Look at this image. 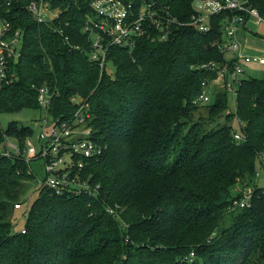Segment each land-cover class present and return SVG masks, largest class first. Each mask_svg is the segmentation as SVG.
<instances>
[{
  "label": "trees",
  "instance_id": "16d2710c",
  "mask_svg": "<svg viewBox=\"0 0 264 264\" xmlns=\"http://www.w3.org/2000/svg\"><path fill=\"white\" fill-rule=\"evenodd\" d=\"M161 1L180 24L163 41L149 28L132 50L101 36L102 70L91 59L100 54L95 36L82 32L88 0L54 1L64 8L66 42L26 12L13 21L24 35L9 64L12 81L0 89V112L38 108L45 85L48 115L71 123L82 106L102 153L72 173L89 192L40 185L25 209L21 197L35 175L21 160L0 162V264H264V192L258 187L247 208L233 205L231 194L264 168V78L241 81L235 111L221 90L211 104L195 103L214 77L196 66L223 60L213 45L219 20L201 33L189 23L192 0ZM249 2L264 16V0ZM200 107L206 116L195 118ZM5 132L25 138L32 129L11 123Z\"/></svg>",
  "mask_w": 264,
  "mask_h": 264
},
{
  "label": "built area",
  "instance_id": "2783aa9c",
  "mask_svg": "<svg viewBox=\"0 0 264 264\" xmlns=\"http://www.w3.org/2000/svg\"><path fill=\"white\" fill-rule=\"evenodd\" d=\"M54 1L0 0V89L12 81L8 73L9 64L18 58L21 51V47L17 48V45L21 43L24 30L21 26L16 28L13 25V21L18 20L20 11L26 12L39 25H52L53 32L63 36L65 42L68 40L60 21L64 8L55 6ZM88 1L90 13L83 23L82 32L95 36L92 42L94 48L100 47L99 38L105 35L112 45L126 46L132 50L136 38L150 37L149 28H155L160 33L158 39L163 41L170 32V26L180 24L177 19L162 12L165 1L138 0L137 12L132 0L126 3L121 0ZM192 7L194 13L189 23L201 33H208L214 27L213 19L218 18V37L213 45L223 55L222 61L211 60L196 66L213 72L214 77L202 82V90L195 103H211L210 97L214 98L217 91L221 90L226 94L230 109L235 111L237 86L243 80L239 78L245 73L242 64L255 62L264 66V54L246 52L247 45L242 34L255 35L256 31L249 29L247 23L252 22L257 28L264 22V16L252 7L249 0H192ZM226 53L231 56H225ZM91 59L96 60L102 70L106 59L105 49L100 47V54L93 52ZM219 85L222 86L221 89ZM50 98L47 86L37 90L36 102L43 111L42 129L39 132V139L43 143L39 151L36 153L30 137L9 135L0 127V162L4 159L21 160L26 164L27 172L34 174L31 162L40 160L45 174L40 185L54 189L56 193H62L63 189L89 192V185L72 175L75 170L83 168L90 159L102 153V148L90 138L91 127L86 124L89 115L82 111L81 106L71 123H57L51 118L52 126L46 130ZM234 138L240 139V135L234 133ZM256 174L257 170L254 176ZM258 187L253 179L245 186H237L233 205L250 207ZM261 192H264V188H261ZM20 206L19 202L14 205Z\"/></svg>",
  "mask_w": 264,
  "mask_h": 264
},
{
  "label": "rangeland",
  "instance_id": "374dc122",
  "mask_svg": "<svg viewBox=\"0 0 264 264\" xmlns=\"http://www.w3.org/2000/svg\"><path fill=\"white\" fill-rule=\"evenodd\" d=\"M253 36L254 39L259 41L260 43L264 44V22H261L257 28H256V34L255 35H249ZM22 43H19L17 45V48H20ZM247 53L249 54H264V49H253V50H247ZM227 57H230V53H226ZM245 73L240 76L241 79H250V78H255V79H262L264 78V66L259 65L255 62L247 63V64H242ZM107 70L108 72L113 71V66L109 63L107 65ZM221 87L222 86H218ZM239 88V85L237 86ZM211 103L213 101V97L211 96ZM210 103V104H211ZM229 107V105H228ZM230 109V107H229ZM196 117L198 118L199 116H206V109L203 107L198 108L197 110L194 111ZM42 117H43V111L40 110L39 108H20L19 110L15 112H9V113H4L0 112V127L2 129H7L11 123H15L17 127H30L32 129V133L30 136L31 142L33 147L36 150V153L39 151L41 144L43 141L39 139V132L42 129ZM51 117H48L47 125H46V130H48L52 126L51 122ZM230 123L232 124V129L234 131H240V125L239 121L236 118H232ZM42 163L40 160H33L31 162V168L33 169V172L35 174V178L32 181L28 182V186L26 187L24 194L21 197V201L24 203V209L26 207V202H28V207L30 204L33 202L36 196V190L40 186V183L45 177V174L43 173L42 169ZM253 181L257 182L259 187L264 188V168L261 166H258L257 169V174L253 177ZM247 182L242 183L240 186H245ZM232 196H235L236 193L234 192V189L231 190ZM24 210L16 212L17 216V225L18 227H21L24 223V217L25 214L23 213ZM116 215L115 218L120 221V225L124 226L126 229L128 228V225L125 224L122 220L121 215H118L117 213L114 214Z\"/></svg>",
  "mask_w": 264,
  "mask_h": 264
},
{
  "label": "crops",
  "instance_id": "0c3cea01",
  "mask_svg": "<svg viewBox=\"0 0 264 264\" xmlns=\"http://www.w3.org/2000/svg\"><path fill=\"white\" fill-rule=\"evenodd\" d=\"M242 38H244L247 45L246 52L247 50L264 49V44L254 39L253 36L242 34Z\"/></svg>",
  "mask_w": 264,
  "mask_h": 264
},
{
  "label": "water",
  "instance_id": "95a60500",
  "mask_svg": "<svg viewBox=\"0 0 264 264\" xmlns=\"http://www.w3.org/2000/svg\"><path fill=\"white\" fill-rule=\"evenodd\" d=\"M247 27L252 31H256V25L252 22L247 23Z\"/></svg>",
  "mask_w": 264,
  "mask_h": 264
}]
</instances>
